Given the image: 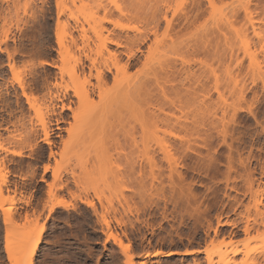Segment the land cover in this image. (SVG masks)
<instances>
[{"label":"rangeland","instance_id":"1","mask_svg":"<svg viewBox=\"0 0 264 264\" xmlns=\"http://www.w3.org/2000/svg\"><path fill=\"white\" fill-rule=\"evenodd\" d=\"M193 1L0 0V264H28L38 239L32 264H210L145 257L206 246L212 264H264V0ZM128 82L161 117L144 130L135 100L112 102Z\"/></svg>","mask_w":264,"mask_h":264},{"label":"bare ground","instance_id":"2","mask_svg":"<svg viewBox=\"0 0 264 264\" xmlns=\"http://www.w3.org/2000/svg\"><path fill=\"white\" fill-rule=\"evenodd\" d=\"M29 1V0H28ZM209 2H211L212 3V0H208ZM194 3V8H196V11H197V9H201V6H202V2L201 1H193ZM199 10H198V12H199ZM192 13H193V11H192ZM197 14V13H196ZM17 15V14H16ZM198 15V14H197ZM196 15V16H197ZM200 15V14H199ZM19 17V16H18ZM17 17V18H18ZM189 17V16H188ZM20 18V17H19ZM197 18V17H196ZM187 19H189V18H187ZM19 20L20 19H17V23H19ZM186 21V20H185ZM188 22V21H187ZM190 22V21H189ZM16 26H18L17 24H16ZM19 27V26H18ZM18 27H17V29H18ZM77 28H78V26H77ZM80 28V27H79ZM78 28V29H79ZM21 30V29H20ZM82 30H80L79 32H81ZM22 32V31H21ZM83 32V31H82ZM23 33V32H22ZM85 33V32H84ZM83 33V35H84V38H85V35L86 34H84ZM81 34V33H80ZM10 37V36H9ZM8 36H7V39L9 38ZM6 38V37H5ZM83 38V37H82ZM59 39H61V40H59L60 41V43L62 44L63 42H61L62 41V38H60V36H59ZM9 40V39H8ZM7 40V41H8ZM85 40H87V38L85 39ZM4 42H6V39H5V41ZM86 42V41H85ZM84 42V43H85ZM8 43V42H7ZM74 43H76L75 41H74ZM61 44H60V46H61ZM103 44L104 45H102V48L103 47H105L106 48V52H108V48H107V44L105 43V42H103ZM106 44V45H105ZM7 46V45H6ZM86 46V45H85ZM88 46V45H87ZM5 47V46H4ZM63 47V46H62ZM61 47V48H62ZM89 47V46H88ZM5 49V48H4ZM104 49V48H103ZM2 51V50H1ZM0 51V52H1ZM8 54V56H9V58H11L12 57V55L10 54V52H8L7 50H5ZM4 51V52H5ZM18 50H16L14 53H16ZM3 52V51H2ZM14 53H13V55H14ZM18 53H19V51H18ZM22 53V52H21ZM102 53V52H101ZM108 54L111 56V54H110V51L108 52ZM234 54V53H233ZM230 55V54H229ZM236 56V55H235ZM87 58V60H89L90 58H88V57H86ZM12 60L14 59V58H11ZM232 58H230V60H231ZM234 60H236V59H234ZM226 61V60H225ZM233 61V60H232ZM14 62V61H13ZM12 62V64H14ZM90 62V61H89ZM229 62V61H228ZM81 62H79V64H80ZM11 64V66L10 67H12V66H14V65H12ZM46 64V63H45ZM49 65V64H48ZM84 65V64H83ZM233 65V64H232ZM41 66V65H40ZM82 66V65H81ZM34 67V66H33ZM14 68V67H13ZM12 68V69H13ZM83 68V67H82ZM35 75V74H34ZM103 77H105L104 75H103V73H101V74H98V79L100 80V82H102L101 81V79L103 80ZM106 78V77H105ZM230 78H231V76H230ZM139 81V80H138ZM228 81H229V79H228ZM231 81L232 80H230V84H231ZM127 82V81H126ZM126 82H125V84H126ZM233 82V81H232ZM234 82H236V81H234ZM135 84V85H129V84ZM229 83V82H228ZM228 83H226L227 85H228ZM124 84V85H125ZM233 84V83H232ZM124 85H123V89L121 88V90H123L122 91V93H119L120 95H121V97H120V95H119V97H118V95H117V101H116V98H114L115 100H113L112 99V102H114L113 104H117V102H118V100H121V102L122 103H124L123 105H125L126 106V102H127V105L132 101L133 102V100H135L136 102H133V104L132 103H130L129 105L130 106H132L133 105V107H134V109L132 108V112H131V114L130 113H126V114H130L131 115V117L135 114V117L133 118V119H135L134 120V122L135 121H137L139 124V128H141L140 130H144V128H145V123L147 122V120L149 121V122H151L152 120H159V114L156 112V110H148V111H145L144 110V103H143V96L145 95L144 94V91H145V84L144 83H142V82H140V83H138V84H136V82H128V84H127V86L125 85V88H124ZM19 87L21 88V90H22V95H23V97H25L26 98V100H27V102H28V104L31 106L32 104V102H33V100H38L36 97H35V95L33 94V93H28L27 92V90H26V86H25V84L24 83H20V85H19ZM31 88H33V87H31ZM29 89H30V86H29ZM31 91L33 92V90L31 89ZM31 91H29V92H31ZM51 91V90H50ZM49 93H51V92H49ZM48 97L50 98V100L49 101H52V103L54 102V101H61V102H63V100H62V97L60 98L58 95H53V93L52 94H49L48 95ZM88 97V96H87ZM132 97H134L135 99H133ZM119 98H121V99H119ZM131 98H132V100H131ZM110 100H111V98H110ZM32 101V102H31ZM108 101V100H107ZM36 102V101H35ZM109 102H111V101H109ZM108 102V103H109ZM111 102V103H112ZM64 103V102H63ZM111 103H109V104H111ZM137 103V104H136ZM135 104V105H134ZM104 105L105 106H107L105 103H104ZM122 106V104L121 103H118L117 104V106ZM33 106V105H32ZM52 106H53V104H52ZM114 106H116V105H114ZM124 106V107H125ZM130 106H128V108L130 107ZM136 106V107H135ZM104 107V106H103ZM52 108H54V107H52ZM51 108V109H52ZM104 108H106V107H104ZM128 108H125V111H130V109H131V107L129 108V110H127ZM62 109H65V105H63V107H62ZM99 109V108H98ZM109 110H107V111H110V107L108 108ZM250 109H252V108H250ZM53 111V110H52ZM104 111V109L102 110V112ZM158 111V110H157ZM159 112V111H158ZM248 112H249V114H250V116H252L255 120H257V115H256V113L254 112V111H252V110H248ZM96 113H97V115H95V117L96 116H99V118H101V116H103V115H99L98 113H100L101 114V112H99L98 110L96 111ZM103 113H105V112H103ZM102 113V114H103ZM108 113V112H107ZM235 113V115L234 116H236L238 113H237V111H235L234 112ZM109 114V113H108ZM107 114V115H108ZM148 114V116H149V118H147L146 117V115ZM106 115V116H107ZM129 115V116H130ZM105 115L103 116V117H106ZM128 116V115H127ZM236 117H238V116H236ZM130 118V117H129ZM161 118V117H160ZM94 119V118H93ZM98 119V118H97ZM97 119H95V120H97ZM150 119V120H149ZM95 120H93V121H95ZM122 121H123V119H122ZM121 121V122H122ZM153 123H157V121L155 122V121H153ZM46 125V124H45ZM157 125H158V123H157ZM157 125H156V127H157ZM49 128V126L48 127H46V126H44L43 127V132H42V134L44 135V138H43V142L44 143H46V144H48V146H51V145H53L52 144V141H51V133H50V129H48ZM263 130H264V128H263ZM143 132V131H142ZM144 133V132H143ZM156 133H157V131H156ZM153 134H155V133H153ZM36 135V134H35ZM144 135V134H143ZM142 135V136H143ZM157 135V134H156ZM40 136V135H39ZM152 136V135H151ZM151 136H149V137H151ZM227 136H229L228 135V133H226L225 134V136H224V141H226V138H227ZM35 137V136H34ZM156 137V136H155ZM143 139H144V137H143ZM153 139V138H152ZM156 139H158V138H156ZM37 140V139H36ZM35 140V141H36ZM135 140V139H134ZM154 140V139H153ZM181 140V144L183 145V147H182V145H181V148L183 149L184 148V153L186 154V150H187V152H189L190 151V153L192 152V153H194V152H196V149H195V147L196 148H199V147H202L203 146V148H205V149H209V147H208V145L207 144H205V145H202V146H200V145H198V144H196V142H195V145L194 144H192L189 140L188 141H184L183 139H180ZM203 140V139H202ZM157 141V140H156ZM162 143H160V145H161ZM195 147H194V146ZM34 146H36V145H34ZM199 146V147H198ZM229 147V149L230 150H232V145H229L228 146ZM33 148V147H32ZM36 148V147H35ZM49 148H51V147H49ZM162 148L163 149H166V150H169L170 148H172L171 147V145H168V144H166V143H164V144H162ZM34 150V149H33ZM50 153H52V152H50ZM183 153V154H184ZM198 153V152H197ZM197 153H195V154H197ZM13 154H15V156L17 155L18 157H20V156H23L21 153H13ZM184 154V155H185ZM50 155H53V154H50ZM10 159V158H9ZM228 160H229V166H228V173H227V182L230 180V174L232 173V171L234 170V168H236V167H234V158H233V156L232 155H230L229 157H228ZM217 162V159L215 158V156H212V155H210L209 156V158H208V164H207V168L209 169V168H211V167H213L214 166V164ZM241 166H243V167H245L246 166V163L241 159ZM1 164V163H0ZM136 164H138V163H136ZM217 164V163H216ZM3 166L5 165V163H3L2 164ZM136 166V165H135ZM141 167V166H140ZM3 169L4 167H0V169ZM177 168V167H176ZM5 169H8V168H5ZM213 169V168H212ZM4 170V169H3ZM2 170V171H3ZM141 170L143 171V169L141 168ZM172 170H175V172L177 173L176 174V176H178V178L180 177V181H185V179L186 178H184L183 179V177H182V174H181V171H179L178 169H172ZM176 170H178V171H176ZM6 171V170H5ZM5 171H3V172H5ZM139 171V173L141 174V172H140V169L138 170ZM235 171V170H234ZM2 172V173H3ZM172 172V171H171ZM174 171L172 172L173 174L175 173ZM6 173H9L8 171L6 172ZM173 174H172V176H173ZM6 176H8L7 174H5ZM4 175V176H5ZM0 176H3V175H0ZM226 176V175H225ZM181 178H182V180H181ZM7 180V178L5 179V181ZM7 182V181H6ZM1 185V184H0ZM2 188V187H1ZM0 188V189H1ZM190 188H192V187H189V189ZM4 189V188H3ZM188 189V190H189ZM7 192V191H6ZM189 193V192H188ZM191 193V194H190ZM190 193H189V195H191L193 198H197V195H195L193 192H192V190L190 189ZM0 195H3V193L2 192H0ZM188 195V196H189ZM260 195H261V193H260ZM259 195V196H260ZM262 196H264V194H262ZM2 197H4V195L2 196ZM261 197V196H260ZM190 199H192V200H195L196 201V199H193V198H191V197H189ZM263 198H260V200H262ZM3 200V199H2ZM197 201H198V198H197ZM196 201V202H197ZM229 201V200H228ZM258 205H260V204H262V202L261 201H258V203H257ZM225 205V204H224ZM263 205V204H262ZM57 207L58 206H60V207H67L65 204H61L60 203V205L58 204V205H56ZM56 206H53L52 207V211H54V209H55V207ZM91 207L93 206V204L92 205H90ZM12 208H9L8 210L10 211ZM93 209H94V206H93ZM5 210V209H4ZM3 210V211H4ZM198 210H200V209H198ZM231 210V209H230ZM96 211V210H95ZM4 214V213H3ZM263 215V214H262ZM5 218H6V216H5ZM7 220L5 221V224H6V226L10 223V221L8 220L9 218L7 217L6 218ZM104 220V219H103ZM8 223V224H7ZM105 223V222H104ZM107 223V222H106ZM221 225V221H220V217H219V223H218V225ZM230 224V223H229ZM228 223H227V225H229ZM232 224V223H231ZM11 225H12V223H11ZM108 225V226H107ZM110 223H107L106 224V226L108 227L107 229H108V233H107V238L109 239V238H113L114 239V241H115V243H116V241H119L120 242V248L121 247H123V244L121 243V242H123V241H121V239L119 240L116 236H115V234H114V232H112L113 230L110 228ZM223 225V224H222ZM6 226H5V228H6ZM8 227V226H7ZM9 228H11V227H9ZM217 229V228H216ZM216 229H215V231H216ZM6 230L8 231V233H10L11 232V230H9L8 228H6ZM250 230H251V227L249 226V225H247L246 227H245V229H244V233H246V234H248L249 232H250ZM7 233V237H6V240H5V249H6V252H7V258L8 259H12V257H13V254L12 255H10L11 254V249H13L12 247H11V243H10V241H9V235L10 234H12L13 233V231H12V233H10V234H8ZM218 233V231H216V235H218L217 234ZM39 243H40V239H38L35 243H33L32 244V246L31 245H25L24 243V249H28V247L29 248H32L31 249V251H29V250H27V251H29V252H31V255L28 257L29 258V261H28V264H32V260H33V258H34V254H35V251H36V248L38 247V245H39ZM21 246V245H20ZM21 247H23V246H21ZM20 247V248H21ZM126 247H123L122 248V250L123 249H125ZM14 250V249H13ZM129 250V248H128V246H127V248L124 250V251H128ZM26 251V250H25ZM123 251V252H124ZM14 253V252H13ZM196 253H203V254H206V256L208 257V261L210 262V264H212L213 263V257H214V254H216L217 253V251L213 248V246L212 247H209V246H206L203 250H186V251H184L183 253L181 252V253H179V252H164V251H155V252H153V253H151V254H147L145 257L146 258H150V257H167V256H173V255H186V254H196ZM125 255H126V253H125ZM12 256V257H11ZM219 257H221V255L219 254L218 255ZM11 257V258H10ZM14 257H16L15 255H14ZM13 257V258H14ZM17 258V257H16ZM131 258L129 259V264H132V263H130L131 262ZM10 262L12 261V260H9ZM16 261H17V259H14L12 262H15L14 264H19V263H16ZM11 264H13V263H11ZM23 264V263H22ZM142 264H144V263H142Z\"/></svg>","mask_w":264,"mask_h":264},{"label":"crops","instance_id":"3","mask_svg":"<svg viewBox=\"0 0 264 264\" xmlns=\"http://www.w3.org/2000/svg\"><path fill=\"white\" fill-rule=\"evenodd\" d=\"M202 249H204V248H202ZM191 250H197V249H191ZM183 253V252H182ZM206 255V254H205ZM196 256V254H184V255H180L179 257L181 258V259H185V258H193V257H195Z\"/></svg>","mask_w":264,"mask_h":264}]
</instances>
